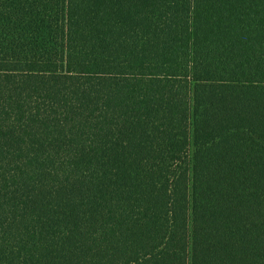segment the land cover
<instances>
[{"label":"trees","instance_id":"obj_1","mask_svg":"<svg viewBox=\"0 0 264 264\" xmlns=\"http://www.w3.org/2000/svg\"><path fill=\"white\" fill-rule=\"evenodd\" d=\"M0 264H264V0H0Z\"/></svg>","mask_w":264,"mask_h":264}]
</instances>
